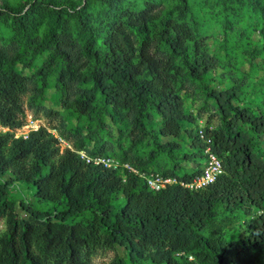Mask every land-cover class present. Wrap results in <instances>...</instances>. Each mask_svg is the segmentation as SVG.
I'll use <instances>...</instances> for the list:
<instances>
[{
  "label": "trees",
  "instance_id": "1",
  "mask_svg": "<svg viewBox=\"0 0 264 264\" xmlns=\"http://www.w3.org/2000/svg\"><path fill=\"white\" fill-rule=\"evenodd\" d=\"M87 1L22 0L13 9L4 0L0 17L8 22L14 13L18 24L36 5L55 8L59 17L76 11L89 56L83 62L71 56L68 48L76 36L64 17L62 30L48 34L50 52L40 69L44 85L54 66L59 67L60 89L75 80L92 83L74 99L62 97L63 105L79 117L105 112L124 125L132 115L135 143L153 139L156 151L151 155H165L174 164L155 171L177 182L154 191L132 171L87 163L77 152L84 149L82 144L62 147L45 126L15 137L26 120L28 80L15 66L22 54L8 57L0 46V125L9 128L0 130V177H8L0 184V219H6L0 264H88L96 249L117 246L125 247L134 263L258 264L264 253V153L256 150L253 134H264V99L259 108H248L233 103L240 95L236 87L209 92L225 125L206 127L204 133L212 138L224 171L198 189L182 185L203 170L187 172L181 164L203 158L207 144L198 132L187 130L192 152H185L178 139L185 124L195 122L182 96L184 84L218 64L207 49L208 29L186 14L153 13L152 6L139 8L127 0H105L108 16H89ZM155 40L169 49L166 57L154 51ZM38 90L41 96L43 89ZM156 119L160 125L153 127ZM96 154H107L106 147L95 146L91 155ZM121 160L152 172L137 154L125 152ZM14 183L32 187L35 197L51 203L53 211L22 202L28 217H19L4 197ZM241 214L236 231L233 224Z\"/></svg>",
  "mask_w": 264,
  "mask_h": 264
},
{
  "label": "rangeland",
  "instance_id": "2",
  "mask_svg": "<svg viewBox=\"0 0 264 264\" xmlns=\"http://www.w3.org/2000/svg\"><path fill=\"white\" fill-rule=\"evenodd\" d=\"M13 9L19 8L22 0H5ZM77 2V0H74ZM131 5L139 8L152 6L153 13H167L177 16L186 14L189 19L195 18L202 22V29L207 30L206 45L208 51L217 60V66L201 79L188 78L184 84L182 96L185 106L194 117L195 122L185 124V129L178 139L185 152L193 151L192 140L187 130L199 133L206 127L217 128L225 125L222 111L215 99L209 96L212 89L225 90L236 87L240 90L234 104L248 108H259L264 99V0H127ZM4 0H0V4ZM128 5V4H127ZM80 8V7H79ZM78 8V9H79ZM28 7L23 11L27 12ZM34 12H29V18L16 22L14 13L7 21L0 17V46L6 51L8 57L22 54L17 60L16 67L28 80V90L24 94L26 120L24 127L15 130V134H27L29 125L35 123L45 126L62 138V147H73L82 144L84 149L80 152L88 156L98 144L106 147L109 156L122 161V155L137 154L146 161L145 167L152 172L157 168L174 167L165 155H155L156 144L150 137L135 143L131 128L132 115L127 125L119 121H112L110 116L103 112L100 116L79 117L76 112L67 109L62 97L76 98L86 88H92V83L75 80L68 88L58 87V66H54L46 77L47 85L43 83L40 69L44 68L48 60L50 43L48 34L51 29L59 33L62 20L69 17L76 36L75 45L68 48L72 57L78 56L83 62L89 56L86 42V31L81 27L76 11L65 16H58L55 8L45 5H36ZM109 6L105 0H88L85 8L87 15L98 17L108 16ZM43 49L42 51L40 49ZM154 51L166 57L169 49L158 40L154 42ZM40 50V51H37ZM39 88L43 89L41 96ZM64 94H63V93ZM160 125L156 119L153 127ZM248 129L247 125H243ZM7 130L0 125V130ZM254 145L258 152L264 153V134H253ZM60 140V139H59ZM205 155V152H204ZM193 161H182L185 171L193 172L204 167L206 155ZM123 162V161H122ZM127 162V161H126ZM181 172V169H177ZM162 174L161 172H156ZM8 181V177H0V184ZM4 197L10 200L17 208L21 218L28 214L21 206L24 202L37 210L50 211L52 204L39 201L35 197L34 189L25 184L14 183L10 185ZM53 211V210H52ZM244 217V216H243ZM242 214L234 222L236 231L240 229ZM6 226V219H0V232ZM234 233H232L233 235ZM231 235V236H232ZM88 264H145L132 262L129 252L123 246L100 247L88 258ZM258 264H264V253Z\"/></svg>",
  "mask_w": 264,
  "mask_h": 264
},
{
  "label": "built area",
  "instance_id": "3",
  "mask_svg": "<svg viewBox=\"0 0 264 264\" xmlns=\"http://www.w3.org/2000/svg\"><path fill=\"white\" fill-rule=\"evenodd\" d=\"M24 125L22 127H24ZM39 127H40V124L38 123L28 126V128H30L29 129L30 131L36 130ZM4 128H7V130L9 129L8 127H4ZM28 134L27 132L24 134L16 133L15 137H19V136L27 137ZM198 134L203 139V141L207 144L204 150L205 155H206V162H205L202 172L198 176H196L192 182L190 183L181 182L182 185L190 189H198L200 187H203V186H206L207 184L212 183L217 178V176L223 173L224 171L222 159L217 155V153L212 148V138L207 137L203 129H200ZM59 139L62 145V138H59ZM77 152L87 163H91L94 165H103L107 168H111L114 170H119V169L129 170V171L134 172L135 174H138L140 177H142L146 181L147 185L154 191L161 190L162 188L166 187V185L177 182V179L175 177L163 176L162 174H159L156 172L141 171L135 168L129 162H126V161L122 162L113 157L101 156V155L88 156L86 153L80 152L79 150Z\"/></svg>",
  "mask_w": 264,
  "mask_h": 264
}]
</instances>
